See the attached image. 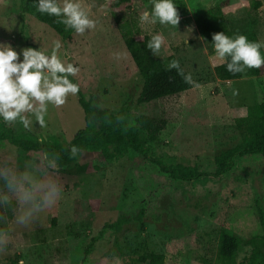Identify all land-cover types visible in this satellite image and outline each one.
I'll return each instance as SVG.
<instances>
[{
    "label": "rangeland",
    "instance_id": "374dc122",
    "mask_svg": "<svg viewBox=\"0 0 264 264\" xmlns=\"http://www.w3.org/2000/svg\"><path fill=\"white\" fill-rule=\"evenodd\" d=\"M24 2L0 0V43L18 52L26 47L51 51L53 41L60 40L58 54L63 59L66 53L67 62L80 68L70 79L91 107L121 112L128 124L139 115L163 122L153 141L142 139L154 157L168 164L212 171L215 155L241 139L235 119L264 99V66L257 76L245 71L234 80L216 77L214 68L224 60L215 55L212 37L200 33L198 22L201 17L228 36L254 31L264 43V0H175L180 16L176 29L140 21L152 0H82L96 27L83 35L73 32L70 39L26 14ZM124 25L135 34H163L157 57L164 61L173 55L190 77L191 88L138 103L142 79L123 44ZM84 116L77 93L64 105H49L43 127L34 118L29 128L19 121L4 123L20 139L33 137L40 143L57 137L66 144L84 127ZM10 154L21 161L46 156L1 142L0 156ZM57 175L62 197L26 227H16L11 214L0 211V228L12 232L0 264H131L142 253H164L171 239L183 241L186 248L164 253V264H211L223 228L241 238H264V155L236 157L232 169L218 177L175 181L142 215L144 192L161 173L131 149L110 162L80 150ZM250 250L241 246L235 261L243 262Z\"/></svg>",
    "mask_w": 264,
    "mask_h": 264
},
{
    "label": "trees",
    "instance_id": "16d2710c",
    "mask_svg": "<svg viewBox=\"0 0 264 264\" xmlns=\"http://www.w3.org/2000/svg\"><path fill=\"white\" fill-rule=\"evenodd\" d=\"M255 5L259 6L260 2L257 1ZM24 12L47 25L59 36L70 39L74 32L59 23L58 18L37 12L34 0H25ZM198 22L200 33L204 37H212L218 32L203 18H198ZM120 34L125 49L142 79L141 91L137 98L138 103H149L191 88V82L180 64L179 69L169 68L170 62L176 60L173 55H169L162 61L157 57V53L154 54L147 47L151 39L149 35L135 34L127 25L122 26ZM244 35L251 41H258L254 31L246 32ZM227 62L224 60L214 68L216 77L220 80L239 78L242 73L234 75L226 70ZM261 71L262 68L246 70L252 76L259 75ZM78 101L85 112L84 127L78 130L66 144H62L57 137H47L40 143L33 137L20 139L2 120H0V143L7 142L25 151L54 156L60 170L77 154L72 153L73 147L78 151L87 150L99 153L105 162L121 157L128 149L133 150L155 165L161 173L155 176L151 186L145 190V206L140 210V215L154 205L156 198L170 192L175 181H193L209 176L218 177L232 169L236 157L264 155V99L248 107L244 117L235 119L241 139L238 143L220 150L215 155L212 171H201L195 166L182 163L168 164L163 159L154 157L151 146L142 139V136H146L148 141H153L163 126L162 121L139 115L132 124H128L121 112L113 115L107 110L91 107L89 102L83 99L80 91ZM189 243L193 244V240L191 239ZM262 245H264L263 237L241 238L231 230L223 228L219 231L216 257L211 264H257L258 262L264 264V251L260 249ZM241 246H249L251 250L243 262L237 263L235 258ZM185 248L183 241L171 239L165 243L164 253L177 254ZM164 253L145 252L137 256L131 264H164Z\"/></svg>",
    "mask_w": 264,
    "mask_h": 264
},
{
    "label": "clouds",
    "instance_id": "9594fccd",
    "mask_svg": "<svg viewBox=\"0 0 264 264\" xmlns=\"http://www.w3.org/2000/svg\"><path fill=\"white\" fill-rule=\"evenodd\" d=\"M36 11L58 18L66 29L85 34L96 27L82 0H34ZM141 22L169 25L177 28L180 20L175 0H152L143 11ZM163 34H154L147 47L158 53L164 43ZM215 55L227 60L226 70L232 74L264 66V43L251 41L246 35L228 36L223 31L212 35ZM60 40L53 41L51 51L26 47L18 52L8 43H0V120L19 121L29 128L32 120L45 125L49 105H64L69 95L79 92L75 77L80 68L58 54ZM172 60L170 69H179ZM190 82V77L188 78ZM27 114V115H26ZM72 148V153H77ZM58 164L54 156L21 161L16 154L0 156V211L11 214L16 227H26L46 208L52 207L63 194L58 179ZM3 218L0 217V220ZM12 240L8 228H0V252L7 250Z\"/></svg>",
    "mask_w": 264,
    "mask_h": 264
}]
</instances>
